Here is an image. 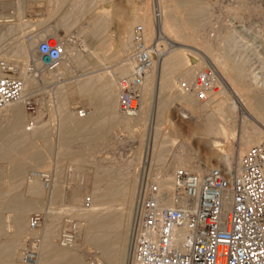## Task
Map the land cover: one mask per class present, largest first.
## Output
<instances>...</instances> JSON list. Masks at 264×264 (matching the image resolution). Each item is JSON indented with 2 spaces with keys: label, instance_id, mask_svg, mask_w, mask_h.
I'll use <instances>...</instances> for the list:
<instances>
[{
  "label": "bare ground",
  "instance_id": "6f19581e",
  "mask_svg": "<svg viewBox=\"0 0 264 264\" xmlns=\"http://www.w3.org/2000/svg\"><path fill=\"white\" fill-rule=\"evenodd\" d=\"M28 1L16 0L14 2L15 16L19 22L11 18L13 15H5L0 18V59L5 60L14 67L16 73L25 80L23 96L0 106V118L3 113L12 117L8 124H3L0 121V141L3 140L2 146H0L2 147L0 148V162L8 164L7 168L0 166V207L11 212V214L9 213L11 223L6 224V220H8L6 216L3 219L4 222L0 223V230L11 227L10 234H0V238L4 237L6 239V241L3 242L2 240L3 243H0V256L6 254L7 257H10V264H29L27 262L29 257H20L21 251L18 242L28 235L38 234L41 230L43 220L39 226L33 227L30 224V219L27 222V217L30 211L43 209V196L47 193L46 186L50 187L52 181V187L50 188L52 201L54 199L58 200L59 197H65L62 168L56 171L53 180L51 179L52 176L50 177L49 185L41 175L42 172H46L43 167L48 162L49 156L42 149L44 147H38L37 140H42L45 147H51L53 132L50 128L42 127L44 124L41 125V122L40 125L34 126L30 120L28 121L24 109L27 98L38 88L42 78L45 81L56 80L55 97L60 103L62 112L59 134L62 148L59 149V152L65 157L69 155L80 157L86 152L95 153L101 147L111 148L117 139L111 137L115 129L124 128L135 132L133 130L135 127L143 130L150 123L152 130L147 152L152 162L155 147L159 144L156 145L157 137H159V134L161 135L163 127L166 124V127L171 126L169 128H172L170 130L172 132L178 129L175 125L170 124L168 120L169 98L173 93L182 98L188 96L191 101L199 103L201 110L197 113L195 111L194 116L199 118L202 135L207 139L210 149L215 153L224 152L225 156H228L225 152L226 142L228 140H231V142L236 141L235 139L240 135L236 124L241 106L246 107L247 116L245 115L244 123L241 124V139L244 147L240 151L239 158L248 148L263 140L264 87L257 82L255 72H247L238 65L236 66L235 63L233 64L221 53L220 38L213 41L209 37H202L203 34L200 35L201 28L203 29L201 18H203V13L207 11L205 9L208 8H205V4L200 3V0H162L164 3L162 8L164 11L163 21L159 20L160 17H156L157 19L154 21L148 5L135 8L134 21L137 20V22L142 23L145 42H151L158 37L161 39L159 44L161 53L159 55L158 52L157 60L142 79L141 103L139 111L135 114L124 113L119 108L121 94L119 80L120 77L129 73L134 67L135 60L132 54L136 45L135 27L138 24L132 28L129 22L124 21L125 23H123L117 36L119 49L115 50V40L109 36L111 23H109L110 14L107 8L93 12L92 7L94 4H92V7L89 6L86 11L84 5L88 0H80L79 2L59 0V6L51 9L49 18L54 13L62 10L68 2H71L73 6L68 9L69 12L67 11V14L61 19L68 20L71 15L75 20L74 23H71L72 27L79 20H82L85 14L93 12L92 17L80 24L77 34L69 33L67 34L68 38L62 41L65 49L62 60L55 67L44 69L39 74H35L30 71V64L41 65L35 45H37L36 43L43 34L31 33V39L27 40V37L22 35L21 32L26 31L28 28L32 29V27L42 22L38 21L36 23L23 19ZM95 1L98 3L99 1L108 0ZM95 1L91 2L94 3ZM2 2L7 3L5 0H0V3ZM122 8L119 5L117 6V14L120 13V17H122V14L125 13L127 16L129 12H125ZM122 18L124 19V17ZM13 33H15V39L13 41L8 40L7 38ZM224 36L222 39H224ZM20 38L23 39L22 42H19ZM81 46L89 47L86 56L81 55ZM179 46L192 47L199 52ZM166 47L168 50H166ZM66 54L78 56L81 63L88 65L83 68L85 70L82 74L83 77L79 78L77 82L75 81L76 85L72 87L73 89L67 86L68 81L75 76V72L66 59ZM192 55L194 57L203 56L211 61H216L213 63L222 68V76L225 77L227 82L224 85L222 80L219 79L220 77L217 76L214 90L207 99L202 101L196 98L194 92L183 91L182 86L175 92L177 81V79H174L175 73L180 71L179 80L184 77L185 81L192 82L200 70L204 68L203 66L206 65L202 60L190 65L189 61H191ZM122 57L124 58L122 59ZM97 70L101 71L87 75ZM218 86L220 87L218 88ZM70 90L78 93L81 97H86L94 110L89 109L82 117H79L81 116L79 112L67 111L66 104ZM165 138L167 140V137ZM169 138V142L177 143L175 138L171 140ZM75 142L80 144L79 147L78 144H74L78 148H74L73 143ZM164 143L163 145L166 146V143ZM67 146L73 148H67ZM140 149L138 148L137 152H140ZM158 151L159 154H156L155 157L159 163L160 161H163V163L161 162L162 164L158 165L156 173H153L155 176H153L160 181L163 189L169 191L168 196L163 201L164 205L173 204L170 191L173 187L174 172L178 167L200 173L214 167L205 165L198 157L191 155L192 153H184L178 150L169 162H165L167 161V156H164L165 150L163 152L159 148ZM63 156L61 157L63 158ZM239 158L235 164L228 160V166L236 167ZM78 161L77 163H79ZM29 167L37 170L30 172L29 175L32 179L25 182L26 179L24 180L23 176ZM126 176L128 177V175ZM126 176L124 178H127ZM116 177L112 167H101L97 173L95 199L92 206L84 209L65 204L64 209H62L64 212H70L73 216L81 217L86 221L83 223L81 220L80 222L74 220L75 237L72 242L67 243L61 240V235L58 243L53 242L54 232L60 225H57L58 227L56 224L45 226L47 229H45L44 249L42 250L46 252V255L43 258L41 256L40 264H92L93 261L100 259L103 260L100 261L104 264H119L121 261L125 264L127 257L129 259L130 221L133 214L138 178H135L128 185L125 181L126 185L120 187L116 183L118 182ZM58 211L57 217L61 214ZM79 238L82 239V242H78ZM89 245H91V248L96 249L100 259L98 257H93L90 261L87 259L85 251ZM27 251L35 260V256L38 255L37 248L28 247ZM130 264L138 263L131 260Z\"/></svg>",
  "mask_w": 264,
  "mask_h": 264
},
{
  "label": "rangeland",
  "instance_id": "374dc122",
  "mask_svg": "<svg viewBox=\"0 0 264 264\" xmlns=\"http://www.w3.org/2000/svg\"><path fill=\"white\" fill-rule=\"evenodd\" d=\"M5 1H7V3L4 2L0 3V18L5 15H13L11 18L15 19V21L17 22L18 20H16L17 17L15 16L16 10L14 8L15 5L14 2H16V0H5ZM75 1L79 2L80 0H75ZM91 1L93 2V0H88L85 3L84 9L86 11L87 9H89V6L90 8L92 7V4H94L92 7L93 12L100 11L101 9L104 8H107L109 10V14H110L109 23H111L110 24L111 27L109 28L110 29L109 36L112 37L113 40H115L114 41L116 47L115 50L119 49V41H118L119 39H117L118 38L117 36L119 35L118 33L121 30L123 23H125L124 21L129 22L132 28H134L136 24H142L139 21L137 22V20L134 21L136 7H144L148 5L151 9L150 12L153 14L154 21H156L155 20L157 19L156 17H160L161 19L159 20L163 21L164 11L162 10V8L164 6V3L162 0H138V1L108 0V1H99L98 3H96L95 0L94 3H92ZM59 3H60L59 0H29L27 2L24 11L23 19L34 21L36 23L39 21L42 23L35 25L34 27H32V29L28 28L26 29V31L23 30L22 31L23 33L21 32V34L25 35L27 37V40L31 39L32 36L31 33H42L43 36L41 38H44L49 34H53L55 36L60 37L63 41L65 38H68L67 34L69 33L77 34V29L80 26V24L86 20L91 19L92 17L93 12H89L87 15L85 14L82 20H79L72 27L71 23H74L75 20H73L70 14H69L70 19L68 20L61 19V17L67 14L66 12L68 11V9L73 6L71 2H68L66 5L67 7L65 6L63 8L64 10L63 9L59 10L58 12L54 13L52 17L49 18L51 9H54L56 6H59ZM200 3L202 4L204 3L205 8L208 7L207 9H205V11L206 10L207 11L204 12L202 15L203 18H201L202 27L204 30L201 28L202 31H200V35L203 34L202 37H209L213 41L217 38H220L221 41L220 48L222 50V51L220 50L221 53L224 54V56L228 60H230L233 64L235 63L236 66L238 65L239 67L245 69L247 72H255L257 76L256 78L257 82L262 87H264V0H200ZM118 5L120 7H123L122 9H124L125 12L127 11L129 12L127 16L125 13L124 15L122 14V17H124V19L120 17V13L117 14ZM219 35H223V36L225 35L224 39H222L223 36L219 37ZM7 39L8 40L11 39L13 41L15 39V33L11 34ZM21 39L22 38H20L19 42L23 41V39L22 40ZM90 46L92 47V45ZM179 47H183L199 52L198 50L192 47H188V46H179ZM166 50H168L167 47ZM88 51H89V47L81 46L80 52L82 56H86L88 54ZM123 58L124 57H122V59ZM66 59L68 60L70 66L73 68L75 72V76L71 78L70 81H68L67 83V86L71 89L72 87H75L77 80L83 77L82 74L85 72L83 68H86L88 65L85 63H81L78 59V56H72L70 54H66ZM190 60H191L189 61L190 65L196 64L198 63V61L200 62L202 60L205 62L206 64L205 66L207 65L213 66L217 72L218 78L220 77L219 79L222 80V83H224V85L227 84L225 77L222 76L221 73L222 68L214 64L216 61L215 62L211 61L210 59H206L203 56L194 57L193 55L191 56ZM79 62L81 65L79 64ZM100 71L101 70H97L87 75H92ZM179 73L180 71L174 74L175 76L174 79L175 80L177 79L175 83L176 89L174 88L175 92L178 91L177 89H180L182 83L181 80H184V77H181V79L179 80L181 76V74ZM51 81L52 80L45 81L43 78L40 80V84L38 88L31 95L32 97H34L35 100L34 105L25 103L26 105L24 109H25V113L28 116V121L30 120V122L34 126L40 125L42 123L41 125L43 124L45 125V126L43 125L42 127L50 128L53 132L51 137V145H52L51 147H45L44 142L39 139L37 140V145L40 148L44 147L42 149H44L49 156L48 162L43 168L44 170H46L47 173L51 174L52 180L55 176L54 174H56V171L62 168L61 171H63V185H64L63 189L65 192V197H59L58 200L54 199V201H52L51 189H50L52 187V181H51L50 187L46 186L47 193H45V195L43 196V209L32 210L28 213L27 222L29 221L31 215L34 213H41L40 215H42V219H43V225L40 228L41 230H39L38 234L36 233V234L28 235L26 238L24 237L18 242L19 243L18 246H20V251H21L20 252L21 256L20 255L19 256L29 257L28 259L29 261H27L29 262V264L30 263L40 264L41 259L46 255V252L43 251L42 249H44L43 240L46 234L45 229L47 228L45 226L47 224H56V226L60 225L59 227L57 226L58 227L56 229L57 232L56 231L54 232L55 236L52 239L53 242L58 243L59 236L61 235L60 234L61 230L64 227L72 225V222H74L70 220H78V222H80L81 220L83 223L86 222L81 217H75L70 212H64L62 209H64L65 204L74 207L84 208V209L85 208L88 209L92 206L93 201L95 199L94 191H95V182L97 181V173L101 167H109V168L112 167V170H114L115 172V176H117L116 180L119 182V184L118 182L116 183L120 187L121 185H123V187L126 185L125 181H127V185H128V183H132L135 178H138L139 180L141 161L148 153L147 151L149 149L147 150V147L148 145H150L148 143H150V137H151L150 132L152 130L150 123L148 124L149 126L147 125L146 128H143V130L135 127L133 129L135 130V132L128 131L127 129L124 128L115 129L111 134V137H115L117 139L111 148L101 147V149L99 148L98 149L99 151L97 150L98 152L95 153L86 152L85 154L81 155L82 157L81 156L73 157L69 155L68 157L66 156L67 157L66 158L65 156H63V154L59 152L60 151L59 149L62 148V145L60 143V135H59L60 127H61L60 122L62 120V112H61L60 103L57 101L55 97L54 87H56L55 86L56 80H53L52 82ZM219 87L220 86H218V88ZM69 94L70 95H68V101L66 104L67 111L72 113H77L79 112L78 110L82 107H86V109L94 110V107L91 105V103H89V100L86 97H81L78 93L73 92L72 90H70ZM186 97L188 98V96ZM186 97L184 96L182 98L176 96V93H173V95L169 98L168 120L170 124L175 125L178 129L177 131L172 132L170 131L172 130V128H169L171 126L168 125L166 127L167 125L166 124L163 127L161 135L159 134V137H157L158 141L156 142V145L158 143L159 144L155 147L154 157L152 158L153 160L151 162L152 163L151 167L153 171L152 174L153 173L155 174L158 167L163 163V161H160L159 163V161L155 157L156 154H159L157 153L159 148L162 151L165 150L166 155L164 154V156L165 157L167 156L166 157L167 161L165 162H169L170 159L173 158L174 153L177 152L178 150L184 153H190V154L192 153L191 155L198 157L205 165L229 167L227 161L230 160L235 164L240 156L241 149L244 147L241 139V128H242L241 124L244 123L245 115L247 116L246 113L247 110L245 106H241V112L240 111L238 112L240 116L238 115L236 128L240 135H238V137L235 139L236 141L231 142V140H228L226 142L225 152L228 154V156H225L224 152L219 154V153H215L213 150L210 149L207 139L202 135L200 120L197 116H194V112L195 111L196 113L199 112L201 110V106L196 101H191L189 98L188 100ZM79 117H82V115ZM1 118L4 120L2 121ZM1 118L0 121L3 124H8L9 121L12 120L11 116H7L4 113L2 114ZM241 119L243 122L240 121ZM32 124L31 126H33ZM138 129L139 131H137ZM164 136L167 137V140ZM168 138L169 140L175 138L177 143L173 144L171 143L172 141L169 142ZM161 140L166 143V146L163 145L164 142L162 143ZM2 141H0V146H2L3 143ZM168 142L170 143V145ZM74 144H76V142L73 143L74 148H78L80 146L79 143H77L78 147H76L77 144L76 145ZM69 147L70 146H67V148ZM138 148H141L140 152H137ZM61 156H63V158ZM219 156L224 158H221ZM77 161L79 163H77ZM0 166H2L3 168H7L8 164L6 162H0ZM120 167L122 168L121 170ZM29 168L28 171H26L25 175L23 176V179L24 180L26 179L25 182L31 181L32 178H30L29 175L30 172L37 170V169H33L32 167L30 169ZM43 168L41 169L43 170ZM123 175L124 176L128 175V177L126 176L127 178H124ZM88 197L90 198L89 202H87ZM58 209L60 212L58 211ZM57 211L58 213H61L59 217H57ZM9 213L11 214V212H9L8 210L2 209L0 207V223L2 221L4 222L3 219L5 218V216L8 218V220H6L7 218L5 219L6 224L11 223V218H9L10 215ZM9 232L11 233V227L10 228L7 227L5 230H0V234H4V235L10 234ZM2 240L3 242L4 240L6 241V239L2 237L0 238L1 241L0 243H3ZM78 242H82V239L79 238ZM28 247L37 248L38 255L37 257L35 256L36 258L35 260L32 259L31 254L27 251ZM85 253L89 261L93 257H98L100 259V257L98 256V252L96 251V249L91 248V245L87 246ZM10 260L11 258L7 257L6 254L0 256V263L6 262L7 264L8 263L10 264L11 262ZM119 264H124V263L121 261L119 262Z\"/></svg>",
  "mask_w": 264,
  "mask_h": 264
},
{
  "label": "built area",
  "instance_id": "2783aa9c",
  "mask_svg": "<svg viewBox=\"0 0 264 264\" xmlns=\"http://www.w3.org/2000/svg\"><path fill=\"white\" fill-rule=\"evenodd\" d=\"M160 41L158 37L146 43L142 24L136 25L134 67L119 80L122 112L139 111L141 82L161 53ZM36 51L41 65L30 64L35 74L55 67L65 55L62 39L53 34L41 38ZM216 78L215 68L207 65L181 86L202 101L214 90ZM24 87V78L0 59V106L21 98ZM26 103L34 105V97ZM88 110L82 107L79 113ZM151 166L147 153L140 166L126 264H264V138L248 148L236 167L214 166L201 173L178 167L170 191L172 205L163 204L169 191L153 177ZM41 175L49 185L51 175ZM40 214L31 215V226L41 224ZM74 223L62 229L61 240L72 242Z\"/></svg>",
  "mask_w": 264,
  "mask_h": 264
}]
</instances>
